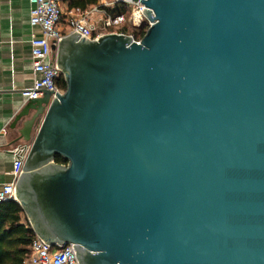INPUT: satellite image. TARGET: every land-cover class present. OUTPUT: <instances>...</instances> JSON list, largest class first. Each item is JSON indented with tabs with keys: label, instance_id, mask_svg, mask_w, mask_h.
I'll use <instances>...</instances> for the list:
<instances>
[{
	"label": "water",
	"instance_id": "obj_1",
	"mask_svg": "<svg viewBox=\"0 0 264 264\" xmlns=\"http://www.w3.org/2000/svg\"><path fill=\"white\" fill-rule=\"evenodd\" d=\"M141 3L140 42L52 45L66 89L15 117L16 201L80 264H264V0Z\"/></svg>",
	"mask_w": 264,
	"mask_h": 264
},
{
	"label": "built area",
	"instance_id": "obj_2",
	"mask_svg": "<svg viewBox=\"0 0 264 264\" xmlns=\"http://www.w3.org/2000/svg\"><path fill=\"white\" fill-rule=\"evenodd\" d=\"M29 1L31 3L30 24L32 27L38 28L41 34L33 35L30 41L36 80L33 87L22 92L26 103L42 97L45 90L52 93V98L56 97V93H64L65 90L58 84L63 79V75L56 64L52 51V45H57L63 37L78 32L88 40L94 41L110 33L123 34L117 30L125 24H130L133 28H142L145 24L149 28L151 25L144 14L146 7L141 3V0H114V5L124 4L130 9L131 16L129 18L125 14L112 15L98 7L87 11L67 10L63 0ZM99 14L101 16L94 20V16H99ZM129 36L136 42L141 41L134 35ZM30 148L31 143L23 142L13 151L12 175L14 179L11 183L4 184L0 188V203L17 200L15 187L23 171ZM26 264L80 263L73 244L52 246L36 236L32 242L31 255Z\"/></svg>",
	"mask_w": 264,
	"mask_h": 264
},
{
	"label": "crops",
	"instance_id": "obj_3",
	"mask_svg": "<svg viewBox=\"0 0 264 264\" xmlns=\"http://www.w3.org/2000/svg\"><path fill=\"white\" fill-rule=\"evenodd\" d=\"M30 14L29 0H0V188L14 179L13 151L24 141L23 124L13 128V122L26 105L22 92L36 80L30 41L41 31L31 26Z\"/></svg>",
	"mask_w": 264,
	"mask_h": 264
},
{
	"label": "trees",
	"instance_id": "obj_4",
	"mask_svg": "<svg viewBox=\"0 0 264 264\" xmlns=\"http://www.w3.org/2000/svg\"><path fill=\"white\" fill-rule=\"evenodd\" d=\"M101 0H63L67 10L80 9L83 11L100 7ZM112 15L125 14L127 18L131 16L130 9L124 4H115L112 8H104ZM148 30L146 25L142 28H130L125 24L119 33L134 35L137 39H142ZM59 86L65 90L64 79L58 82ZM56 163L66 165L67 162L61 158H56ZM36 238L22 206L17 201L0 203V264H26L31 255V245Z\"/></svg>",
	"mask_w": 264,
	"mask_h": 264
},
{
	"label": "rangeland",
	"instance_id": "obj_5",
	"mask_svg": "<svg viewBox=\"0 0 264 264\" xmlns=\"http://www.w3.org/2000/svg\"><path fill=\"white\" fill-rule=\"evenodd\" d=\"M114 5V0H101L100 2V7H98L100 10H104V8H112ZM106 11V10H105ZM101 16V14H99V16H94V20H97L99 17ZM146 25V24H145ZM128 26H130V28H133L130 24H128Z\"/></svg>",
	"mask_w": 264,
	"mask_h": 264
}]
</instances>
